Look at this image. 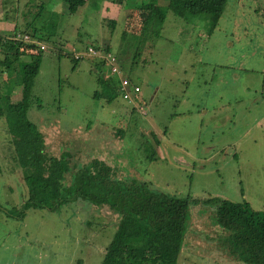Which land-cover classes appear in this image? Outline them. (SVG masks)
I'll use <instances>...</instances> for the list:
<instances>
[{
  "label": "rangeland",
  "instance_id": "374dc122",
  "mask_svg": "<svg viewBox=\"0 0 264 264\" xmlns=\"http://www.w3.org/2000/svg\"><path fill=\"white\" fill-rule=\"evenodd\" d=\"M145 1L87 0L72 13L64 0L38 8L61 53L47 41L26 115L60 136L78 126L82 133V125L91 122L84 148L92 152L115 131L114 143H107L109 161L164 192L245 200L264 209V0H227L212 30L207 14L168 12L156 37L140 31L139 5ZM14 3L0 0L1 7ZM38 16L35 22L43 19ZM88 43L113 52L116 64L139 85V101L94 96L101 89L97 72L111 75L106 65L96 68L87 57L74 64L67 55L72 45ZM28 59L25 53L16 63ZM17 81L5 82L1 92L14 99ZM150 130L158 143L146 134ZM8 137L0 115V264H99L114 228L98 224L105 211L98 210L89 226L82 222L86 213L71 208H28L22 218L12 216L22 209L26 186ZM81 139L71 136L70 148L83 146ZM206 216L207 210L194 208L191 225L208 232L197 244L216 249ZM194 243L189 239L188 245ZM188 245L177 264H211L208 254Z\"/></svg>",
  "mask_w": 264,
  "mask_h": 264
},
{
  "label": "trees",
  "instance_id": "16d2710c",
  "mask_svg": "<svg viewBox=\"0 0 264 264\" xmlns=\"http://www.w3.org/2000/svg\"><path fill=\"white\" fill-rule=\"evenodd\" d=\"M81 1L64 0L67 13L74 12ZM226 2H141L139 8L144 14L140 31L156 37L168 12L175 16L207 14L208 28L212 30ZM25 30L31 31V37L35 36L37 40L52 41L50 35H34V28L29 30L26 27ZM121 33L124 34V31ZM0 52L4 69L16 72L19 85L18 98L14 101L8 91L0 90V115L4 116L8 139L26 186L21 211L17 215L7 214L22 218L28 208L49 211L71 208L77 214L86 213L82 215V222L89 226L94 223L91 218L97 215L98 210L105 211L108 216H104L98 224L114 228L103 247L99 264H177L180 251L187 247L189 239L195 243L188 247L196 250L198 255L208 254L206 257L211 264H264V209H254L245 200L233 201L220 196H177L152 187L148 181L123 171L116 162L109 161L107 143L109 147L110 142L114 143L115 131L114 135L102 141L100 147L97 145L98 152L89 148L85 150L84 146L90 144L88 131L92 129L91 122L82 125V133H78V126L65 136L51 131L49 126L36 124L26 112L42 49L34 42L10 41L0 35ZM56 52L60 54L61 50L57 48ZM25 53L29 54V59L17 64L19 56ZM67 55L74 64L78 61L69 53ZM100 65V61H95L96 68ZM96 80L101 89L95 90L94 96L104 94L105 100L110 101L119 95L114 75L97 72ZM136 100L139 101L138 96ZM133 110L130 109L131 112ZM119 132L117 134H121ZM146 134L158 143L153 130ZM71 136L82 138L84 145L70 148ZM62 137L68 140L63 141ZM61 146L65 148L59 151ZM151 152H154V147ZM150 155L147 157L151 158ZM194 208L207 210L206 227L215 234L208 238L214 240L216 249L197 244L199 237L203 240L208 232L192 227Z\"/></svg>",
  "mask_w": 264,
  "mask_h": 264
},
{
  "label": "crops",
  "instance_id": "0c3cea01",
  "mask_svg": "<svg viewBox=\"0 0 264 264\" xmlns=\"http://www.w3.org/2000/svg\"><path fill=\"white\" fill-rule=\"evenodd\" d=\"M55 1L56 0H47V4H46L45 2H42V1L39 2V0H30L26 2L15 0L16 3H14L13 6H10L8 8L5 6V4H3L2 7L0 6V35L5 37L16 31L26 32L30 34L31 31L25 30L26 27H28L29 30L30 28L31 29L34 28V31L36 32L34 35H38V36L50 35L52 39V41L50 42L53 43L52 46L56 50L57 49L56 47L57 46L59 47L61 42L58 41L56 37L55 39L53 38V36H55L54 33L45 29L44 21L47 19L46 14L45 15L43 14V16H38L39 11L37 10L38 8H41L44 10V6L46 5L47 7L48 6L53 7V5L55 4ZM82 2L83 0L80 3ZM86 2L87 0L84 1L82 5H84ZM17 5H18V8H17ZM5 10H9L10 12L12 11L13 14L7 15ZM18 12L20 13V15H17ZM37 16L39 18L43 17V19H41L40 22H35ZM35 28L37 30H35ZM40 41L44 42V40H40ZM44 43H47V42H44ZM59 49L61 50V48ZM104 49H107V48H104ZM11 80H17L16 72L14 70L6 71L4 69L3 61H2V53L0 52V86L4 88L5 82H9ZM17 98H18V94L15 95L14 99L12 97L13 99L12 101L16 100Z\"/></svg>",
  "mask_w": 264,
  "mask_h": 264
},
{
  "label": "built area",
  "instance_id": "2783aa9c",
  "mask_svg": "<svg viewBox=\"0 0 264 264\" xmlns=\"http://www.w3.org/2000/svg\"><path fill=\"white\" fill-rule=\"evenodd\" d=\"M4 38L10 41L34 42L42 50L46 47V43L37 40L35 37H31L30 34L26 32L16 31ZM69 54L75 60L87 57L89 59H94L95 61H100L101 65H106V68L111 75H114L117 79L116 86L119 91V96L128 102L133 100L136 101L140 87L136 82L129 79L122 71L121 67L116 64V57L113 52L108 49L98 48L97 46L88 43L80 49L72 45L69 49ZM138 108H140V110L142 109L141 106ZM141 113L144 114L145 111L142 109Z\"/></svg>",
  "mask_w": 264,
  "mask_h": 264
}]
</instances>
